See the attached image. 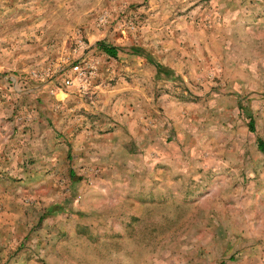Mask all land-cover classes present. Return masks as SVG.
Returning <instances> with one entry per match:
<instances>
[{
  "label": "rangeland",
  "instance_id": "rangeland-1",
  "mask_svg": "<svg viewBox=\"0 0 264 264\" xmlns=\"http://www.w3.org/2000/svg\"><path fill=\"white\" fill-rule=\"evenodd\" d=\"M260 140L264 0H0V264H264Z\"/></svg>",
  "mask_w": 264,
  "mask_h": 264
},
{
  "label": "trees",
  "instance_id": "trees-1",
  "mask_svg": "<svg viewBox=\"0 0 264 264\" xmlns=\"http://www.w3.org/2000/svg\"><path fill=\"white\" fill-rule=\"evenodd\" d=\"M98 45H99V47L101 49H103L109 55L116 56L118 54V50L119 49L116 46L108 45V44H106L104 42H98ZM132 52H135L137 54H142V49H140V48H133L132 49ZM151 60H153V63L156 64L159 73L170 74L169 73V70L166 69L163 64L157 62L155 59H152L151 58ZM251 124H252V121H251ZM258 145H259V148L264 152V140H260Z\"/></svg>",
  "mask_w": 264,
  "mask_h": 264
},
{
  "label": "built area",
  "instance_id": "built-area-1",
  "mask_svg": "<svg viewBox=\"0 0 264 264\" xmlns=\"http://www.w3.org/2000/svg\"><path fill=\"white\" fill-rule=\"evenodd\" d=\"M74 70H75L76 72H81L80 65H79V64L75 65V66H74ZM67 83H71V79H68V80H67Z\"/></svg>",
  "mask_w": 264,
  "mask_h": 264
}]
</instances>
